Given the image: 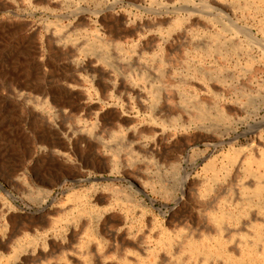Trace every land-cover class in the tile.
<instances>
[{"label": "rangeland", "instance_id": "1", "mask_svg": "<svg viewBox=\"0 0 264 264\" xmlns=\"http://www.w3.org/2000/svg\"><path fill=\"white\" fill-rule=\"evenodd\" d=\"M262 149L264 0H0V264H264Z\"/></svg>", "mask_w": 264, "mask_h": 264}, {"label": "bare ground", "instance_id": "2", "mask_svg": "<svg viewBox=\"0 0 264 264\" xmlns=\"http://www.w3.org/2000/svg\"><path fill=\"white\" fill-rule=\"evenodd\" d=\"M184 9V8H183ZM191 12V11H190ZM206 12V11H205ZM76 24H78V23H76ZM200 24V23H199ZM125 30H126V32L128 31L126 28L124 29V33H126L125 32ZM129 31H131V29L129 30ZM121 32H123V31H121ZM118 33V32H117ZM237 33V32H236ZM116 36V35H115ZM114 36V37H115ZM120 36V35H119ZM121 37V36H120ZM123 37V36H122ZM108 39V38H107ZM255 41V40H254ZM104 45V44H103ZM261 47H262V45H261ZM82 50V49H81ZM104 50V49H103ZM102 51V50H101ZM93 55H94V57H95V59L96 60H98L99 62H103V60H102V57L100 56V55H98V53H96V52H94L93 53ZM103 74V73H102ZM103 85V84H102ZM65 86V85H64ZM128 88V87H127ZM128 89H130V90H135V89H133V88H128ZM129 93V92H128ZM153 93V92H152ZM56 94V93H55ZM53 97V96H52ZM152 97L153 98H155L156 97V95H154V94H151V99H152ZM57 98H59V97H57ZM55 101V100H54ZM115 112V111H114ZM157 111L156 110H154L153 111V113H156ZM122 113V112H121ZM127 116V115H126ZM151 116H152V113H151ZM126 118V117H125ZM128 118V117H127ZM128 120H129V118L128 119H122V121L119 119V118H117V121L120 123V125L118 126V127H120L121 128V130H123L124 131V124L126 123V122H128ZM116 121V120H115ZM117 126V125H116ZM153 128V127H152ZM127 129V128H126ZM135 127L134 128H132L131 130H133V132H130L129 131V129H127L128 131H126L124 134H123V136H124V138L126 139V138H130V139H128L129 140V143L131 142V140H132V137H133V135H134V132H135ZM138 129V128H137ZM151 129V128H150ZM140 130H142L141 128H140ZM129 133H132V134H129ZM52 137L54 138V143H56V146L58 147V148H64L65 147V145H64V141L59 137V136H57L56 135V133L54 132V131H52ZM135 135H137V134H135ZM134 138V137H133ZM126 142H127V140H126ZM51 145V144H50ZM49 145V146H50ZM127 145H129V144H127ZM134 146V147H133ZM150 149H151V147H149ZM138 149L139 150H142V147L141 146H139L138 144H131V147H129V149H127L129 152H138ZM53 150V149H52ZM263 150V149H262ZM56 151V150H55ZM58 151V150H57ZM146 151V150H145ZM46 152L47 153H49V152H52L51 150H49V147H47V150H46ZM260 152V151H259ZM255 153V152H254ZM258 153V152H257ZM251 154V153H250ZM254 155V154H253ZM252 155V156H253ZM257 155V154H256ZM251 158V157H250ZM252 159V162L253 163H255L256 164V166H259V167H262V169L264 170V150L260 153V155H258V157L257 158H251ZM250 160V159H249ZM250 162V161H249ZM185 170V169H184ZM186 174H187V172H185V174H184V179L183 180H185L186 179ZM247 182H243L242 184H241V187H242V189H244L245 191H243V193L244 194H247V196H244V197H246V198H244L245 199V202H246V204L251 208V206H253V209L255 210L254 212H256V213H258V214H261L262 215V218L260 219V220H263L264 221V180H262V179H259V178H256V179H254L253 180V182H249V183H247ZM242 193V194H243ZM253 197H256L257 199L256 200H253ZM88 200V199H87ZM89 206H87V205H85V206H83L82 205V207L80 206V207H78L77 209H76V211L77 212H75V213H77L78 214V216H81V215H88V217H92L93 216V213L95 212V207H94V205L92 204V203H90V201L89 202H86ZM84 204V203H83ZM218 209H222V208H218ZM220 210H218L219 212H220ZM223 210V209H222ZM226 211V210H225ZM74 217V216H73ZM72 217V218H73ZM70 218V217H69ZM211 218L213 219V221L217 224V225H220V223L224 220V219H234V217L231 215V214H229V213H227V212H220V213H218V214H215L214 215V213L211 215ZM256 221L257 220V217H255V216H253L252 215V213H251V215L249 216V222L250 221ZM258 223L257 222H255V223H253V226H255V225H257ZM110 232H112V231H110ZM217 232V231H216ZM215 232V233H216ZM218 232H219V229H218ZM205 233V232H204ZM209 233V232H208ZM254 234L256 235V239H260V235H259V231H257L256 229H255V231H254ZM168 235V234H167ZM204 235V234H203ZM119 236V235H118ZM217 236H218V234H217ZM134 237V236H133ZM207 237V235L205 236V238ZM221 237V236H220ZM168 238V237H167ZM200 238H202V237H200ZM204 238V239H205ZM210 238V237H209ZM208 238V239H209ZM213 238V237H212ZM133 239H135V238H133ZM211 239V238H210ZM216 239V238H215ZM194 240V239H193ZM200 240V239H199ZM203 240V239H202ZM201 240V241H202ZM222 240H223V238H222ZM131 241V240H130ZM200 241V242H201ZM120 242V241H119ZM118 242V243H119ZM199 244H200V242L199 241H197ZM111 243V242H110ZM101 244V243H100ZM109 244V243H108ZM120 244H122V243H120ZM206 244V243H205ZM128 245L129 246H132V247H135L136 249H137V247H138V245L137 244H135V242H129L128 243ZM208 245H210V244H208ZM95 246H96V244H95ZM169 246V245H168ZM249 246V245H248ZM85 247V250L84 251H81V253H83L84 254V263L85 264H89V256H88V253H89V250H87L88 249V246H84ZM199 247H201V246H199ZM198 246H197V244L193 241H188L186 244H185V247H184V251H187L188 252V255H194V254H196V253H198V252H201V254H202V257H201V259H202V261H204L203 263L205 264V263H207V259H208V257L209 256H211V255H214V254H216V255H220V256H222L223 258H225V260L224 261H229V262H232V263H234V264H241V261H240V259H238L239 257H237V255H236V259L234 258V256L232 257V255H230L229 253H226L227 252V249L225 248H223L222 247V243H221V241L220 240H216V243L215 244H213L211 247L209 246V247H204V249H200ZM126 248V247H125ZM131 248V247H130ZM97 249V248H96ZM230 250V249H229ZM254 250V249H253ZM126 251H128V250H126ZM129 251H130V249H129ZM140 251V250H139ZM232 251V250H231ZM173 252V251H172ZM235 252V251H234ZM103 254V253H102ZM123 254V253H122ZM125 254V253H124ZM135 254L137 255V253L135 252ZM152 255V252H150L148 255ZM178 255V254H177ZM184 255V254H183ZM200 255V254H199ZM241 255V254H240ZM256 255V254H255ZM254 255V256H255ZM153 257H154V255H152ZM182 256V255H181ZM184 256H186V255H184ZM189 256V257H190ZM253 256V257H254ZM72 257V259H74V257L73 256H71ZM124 257H125V259H127V255H124ZM64 259H66V257L64 258ZM67 260V259H66ZM68 261V260H67ZM245 261H247V260H245ZM124 262H126V261H124ZM249 262V261H248ZM242 264H244V263H242ZM245 264H249V263H245Z\"/></svg>", "mask_w": 264, "mask_h": 264}]
</instances>
